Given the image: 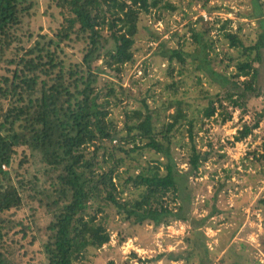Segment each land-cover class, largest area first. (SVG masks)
<instances>
[{
  "label": "trees",
  "instance_id": "1",
  "mask_svg": "<svg viewBox=\"0 0 264 264\" xmlns=\"http://www.w3.org/2000/svg\"><path fill=\"white\" fill-rule=\"evenodd\" d=\"M161 2L56 0L62 21L55 35L48 41L37 40L33 46L24 47L20 45L22 39L18 32L28 9L25 0H0V67L8 64L6 74L0 78V264H30L25 242L33 245L36 236L32 235L31 223L16 217V212L24 207L22 192L26 183L33 181L23 178L20 167L36 153L46 164L48 182L42 189L35 186L49 200L47 205L53 213L46 227L41 264H86L84 260L90 248L101 249L111 240L110 231L96 213L92 215L88 211L92 201L112 204L126 221L137 224L149 221L156 228L175 220L189 221V195L185 184L206 159L197 148L194 119L187 115L179 101H171L163 104L164 110L176 103L175 110L168 114V120L161 121L158 119L160 109H151L143 99L145 111L136 108L126 112V133L122 134L109 117L107 105L99 101L98 74L93 67L97 60L103 59L107 67L121 72L125 64L133 61L140 18L161 7ZM263 22L260 38L252 46H244L236 33H225L233 46L245 48L246 58L238 61L234 75V79L245 77V80L231 81L234 89H228L219 98L221 110L210 100L203 111L204 119L218 114L222 121H227L232 113L223 99L233 107H242L249 95L262 94L258 86L259 68L255 63L263 61ZM105 30H109V34ZM69 42L83 44L80 61L68 62L59 54L58 47ZM10 51L13 56L7 59ZM253 51H256L255 58H251ZM162 54L170 63L175 59L182 64L186 62L181 49H167ZM223 78L230 82L227 77ZM184 119L188 122L189 168L182 171L174 158L172 144L179 143L176 131ZM259 122L260 119L254 125L245 124L236 140L248 137ZM203 126L204 122L199 129ZM144 140L145 144L141 145ZM104 141L118 143L109 153L111 157H116L118 152L130 155L143 148L153 149L163 157V160L149 161L138 172L130 168L125 171L126 184L138 191L137 197H119L123 191L115 179H120L116 169L124 162L122 158L108 170L96 171L95 166L99 165L96 153L102 147L99 142ZM88 144L96 145L92 158H87L84 150ZM171 190L180 199L176 209L164 201ZM258 203L264 208V198ZM203 222L204 219L193 221L192 236L187 237L192 250L170 252L172 259L191 262L197 246L209 256L207 237L199 229ZM202 264H213V261L207 257Z\"/></svg>",
  "mask_w": 264,
  "mask_h": 264
},
{
  "label": "rangeland",
  "instance_id": "2",
  "mask_svg": "<svg viewBox=\"0 0 264 264\" xmlns=\"http://www.w3.org/2000/svg\"><path fill=\"white\" fill-rule=\"evenodd\" d=\"M25 4L28 9L18 32L22 39L20 45L31 47L37 40L48 41L62 21L56 0H25ZM263 20L264 0H162L161 7L140 18L133 61L125 64L121 72L107 67L103 59L94 63L99 101L107 105L109 117L122 134L126 133V112L136 108L145 111L143 99L151 109H160L158 119L161 121L168 120V114L173 113L177 105L174 103L164 110L163 104L179 101L187 115L194 119L197 148L206 159L185 184L189 195V221L175 220L156 228L149 221L140 224L126 221L112 204L92 201L88 211L92 215L96 213L110 231L111 240L101 249L90 248L84 260L86 264H202L207 257L213 264H264V208L258 203L264 198V48L261 50L263 61L255 63L259 68L258 86L262 94L249 95L242 101V107H233L223 99L232 113L227 121H222L218 114L204 119L203 112L210 100L221 110L219 98L228 89H234L231 81L245 80V77L234 79L236 64L246 58L245 48L233 46L225 33H236L244 46L255 45L263 31ZM105 33L109 34V30ZM42 35L46 38H41ZM82 46L81 43H62L58 51L66 61L78 62L82 59ZM177 48L184 53V64L177 59L170 63L162 54V51ZM12 56L10 51L7 59ZM255 56L256 51H253L251 58ZM7 66V63L1 65L0 78L6 74ZM258 119L259 126L248 137L237 141L239 130L245 124L254 125ZM203 122L204 126L199 129ZM187 123L186 119L181 122L176 131L179 143L172 144L174 158L182 171L189 168ZM116 142H99L102 147L96 153L99 165L95 169L108 170L122 158L124 162L116 169L120 179L115 181L123 191L119 197L131 199L138 196V191L126 184L125 171L130 168L138 172L149 161L163 160V157L148 148L130 155L118 152L116 157H111L109 153L117 147ZM95 148L94 144L85 147L87 158L94 156ZM19 151L22 153V148ZM34 155L20 167L23 178L33 181L26 183L22 192L25 204L16 212V217L31 223L35 242L33 245L25 242V246L30 264H41L42 244L47 240L46 227L53 213L47 205L49 200L35 186L42 189L48 177L40 154ZM164 201L173 209L180 203L172 190ZM201 219L204 222L199 229L207 237L209 256L197 246L191 262L172 259L170 252L192 250L187 237L192 236L193 221Z\"/></svg>",
  "mask_w": 264,
  "mask_h": 264
}]
</instances>
